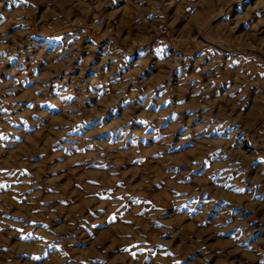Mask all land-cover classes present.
Listing matches in <instances>:
<instances>
[{
	"label": "rangeland",
	"instance_id": "obj_1",
	"mask_svg": "<svg viewBox=\"0 0 264 264\" xmlns=\"http://www.w3.org/2000/svg\"><path fill=\"white\" fill-rule=\"evenodd\" d=\"M0 17V264H264V0Z\"/></svg>",
	"mask_w": 264,
	"mask_h": 264
},
{
	"label": "snow or ice",
	"instance_id": "obj_2",
	"mask_svg": "<svg viewBox=\"0 0 264 264\" xmlns=\"http://www.w3.org/2000/svg\"><path fill=\"white\" fill-rule=\"evenodd\" d=\"M3 18L2 17H0V20H2Z\"/></svg>",
	"mask_w": 264,
	"mask_h": 264
}]
</instances>
